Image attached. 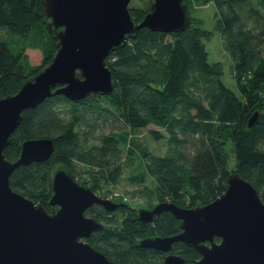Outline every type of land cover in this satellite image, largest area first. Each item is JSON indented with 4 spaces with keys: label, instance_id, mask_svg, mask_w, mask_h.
<instances>
[{
    "label": "trees",
    "instance_id": "1",
    "mask_svg": "<svg viewBox=\"0 0 264 264\" xmlns=\"http://www.w3.org/2000/svg\"><path fill=\"white\" fill-rule=\"evenodd\" d=\"M184 1L190 17L185 29L163 32L142 27L109 52L110 93H91L78 100L53 94L22 111L3 149L5 157L17 158L21 142L37 136L52 137L54 151L45 160L17 166L9 176L13 189L50 210L55 165L67 166L77 181L99 194L101 180L116 183L128 160L137 156L141 167L131 179L143 182L152 175L156 181L153 189L146 186L150 198L152 192L155 195L146 207L164 200L186 207L207 203L225 190L232 170L253 183L264 199V0ZM208 2L217 7L215 29L232 60L235 89L222 81V63L208 60L203 38L212 31L191 13L193 7ZM148 8L149 0L129 5L135 21ZM56 41L46 26L41 0H0V97L15 93L48 64ZM255 110L257 118L248 127L247 119ZM101 117L109 127L97 133ZM118 121L124 127H118ZM146 127L153 139L166 137L171 142L166 154L150 152L135 140V131ZM121 142L127 144L124 161ZM77 162L87 166V178H79ZM115 199L125 204L112 211L100 204L85 210L103 223L85 240L118 264H161L166 252L137 241L177 233L180 220L163 210L143 222L138 205ZM170 251L178 253L183 264L200 256L183 241L173 242Z\"/></svg>",
    "mask_w": 264,
    "mask_h": 264
},
{
    "label": "water",
    "instance_id": "2",
    "mask_svg": "<svg viewBox=\"0 0 264 264\" xmlns=\"http://www.w3.org/2000/svg\"><path fill=\"white\" fill-rule=\"evenodd\" d=\"M46 26L57 37L53 57L25 79L12 94L0 97V264H118L85 237L103 226L85 214L100 204L112 211L124 201L101 196L76 180L67 166L57 164L50 177V210L13 189L11 172L19 165L47 159L54 151L49 136L24 139L17 158L5 157L4 147L22 119V111L46 97L62 94L70 100L113 89V71L106 57L142 27L179 32L190 22L184 0H149L135 21L130 0H41ZM258 112L247 119L253 125ZM163 210L180 220V231L149 235L137 244L165 253L161 264H183L171 252L175 241L195 248L192 264H264V199L257 187L238 171L229 172L225 190L207 203L191 207L164 200L139 207L138 218L150 222ZM218 237V239H215Z\"/></svg>",
    "mask_w": 264,
    "mask_h": 264
},
{
    "label": "rangeland",
    "instance_id": "3",
    "mask_svg": "<svg viewBox=\"0 0 264 264\" xmlns=\"http://www.w3.org/2000/svg\"><path fill=\"white\" fill-rule=\"evenodd\" d=\"M145 2L146 0H130L129 5H144ZM191 13L192 15L200 18L201 26L203 28L212 31L209 38H203L206 50L208 52V60L209 62L220 61L222 63L223 73L221 75V79L228 87L235 89V79L232 72V60L224 49L219 31L215 29L216 20L218 18L216 5L213 2L200 4L193 7L191 9ZM22 38L23 40H26V38ZM25 43H29V41H26ZM102 123L103 125H100ZM98 125L99 126L96 131L97 133L101 131L103 127L104 130H108L109 125L107 126V123L102 121V117L98 119ZM116 125L121 128L124 127V124L121 121H118ZM147 130L148 128L146 127L135 131V140L138 143L147 146L150 152L156 154H166L169 151V148L172 146L171 142H169L166 137L155 140L149 135ZM120 147L122 149V159L124 161L127 144L121 142ZM136 155H138L137 152ZM140 164L141 163L137 156L130 158L116 183H105L103 180H101L103 186L100 189L102 193L99 194H102V196H107L115 193L118 197H121L122 199L125 197L126 200L131 204L138 205L139 207H146L149 205V202L155 201L154 193H151L152 197L150 198V196L147 194L148 189L146 188V186H148L149 188L153 189L155 186L156 181L152 175H146L145 181L143 182L138 181L136 178L133 180L131 179V175L137 173L140 170ZM76 166L77 170L80 172L79 178H87L88 173L85 172L87 166L79 162H77ZM233 166L234 156L232 153H230L229 167L232 168Z\"/></svg>",
    "mask_w": 264,
    "mask_h": 264
},
{
    "label": "built area",
    "instance_id": "4",
    "mask_svg": "<svg viewBox=\"0 0 264 264\" xmlns=\"http://www.w3.org/2000/svg\"><path fill=\"white\" fill-rule=\"evenodd\" d=\"M106 197H108V198H116L118 196L114 193V194L107 195ZM123 199L126 200L125 197Z\"/></svg>",
    "mask_w": 264,
    "mask_h": 264
}]
</instances>
